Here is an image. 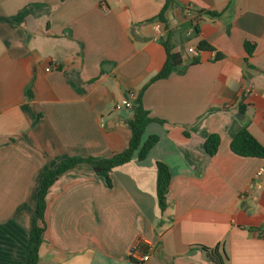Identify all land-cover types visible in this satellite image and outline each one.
<instances>
[{"label": "crops", "instance_id": "0c3cea01", "mask_svg": "<svg viewBox=\"0 0 264 264\" xmlns=\"http://www.w3.org/2000/svg\"><path fill=\"white\" fill-rule=\"evenodd\" d=\"M175 2L162 23L164 0H0V264L24 260L46 170L127 147L132 108L115 105L162 69L166 40L183 63L142 95L158 143L110 187L85 164L60 177L37 264H213L202 248L216 246L225 264H264V159L230 150L243 122L264 146V0ZM202 41L213 50L189 64ZM157 162L171 174L162 214Z\"/></svg>", "mask_w": 264, "mask_h": 264}, {"label": "trees", "instance_id": "16d2710c", "mask_svg": "<svg viewBox=\"0 0 264 264\" xmlns=\"http://www.w3.org/2000/svg\"><path fill=\"white\" fill-rule=\"evenodd\" d=\"M176 5L175 0H164V5L159 14L150 21L166 23V14ZM210 18L218 17L220 14L215 12H203ZM192 33L198 34V27L192 26ZM166 50V61L162 69L144 85L140 92L135 94L132 102V118L129 120L128 126L131 131V137L127 147L118 154L110 158L85 157V158H65L55 168H50L44 172L41 177L39 189L36 195L34 215L32 218V226L29 232L28 241L25 249L24 260L20 264H37L39 247L42 242V234L44 232V211L46 207L45 198L49 188L64 174L74 169L77 165L85 164L89 166L94 174L102 178L108 187L111 186L110 173L130 162L134 157L138 160H144L151 150L158 143L159 138L156 135H147L146 127L149 123L155 121L150 118L149 112L142 104V95L146 87L158 80L167 78L172 71L182 65V59L179 54L171 52V46L164 42ZM247 53L251 54L248 44L245 45ZM200 51H212L213 48L206 42H200L197 45ZM221 55L217 54L216 59ZM198 63V58H192L189 64ZM241 114L244 113L245 105L242 100L238 104ZM220 138L217 134H210L203 143V149L207 156L212 157L216 154ZM230 150L237 156L245 158L264 159V146H262L248 131L247 122L242 123V127L230 142ZM171 174L169 168L162 162L156 163V200L160 213L162 214L167 207V194L170 185ZM208 259L213 264H225L228 257L223 249L219 246L214 248H202Z\"/></svg>", "mask_w": 264, "mask_h": 264}, {"label": "built area", "instance_id": "2783aa9c", "mask_svg": "<svg viewBox=\"0 0 264 264\" xmlns=\"http://www.w3.org/2000/svg\"><path fill=\"white\" fill-rule=\"evenodd\" d=\"M187 52H188V54L191 56V58H197L198 55H199V50H197V49L194 48V47H189V48L187 49ZM55 69H56V63L53 62L52 65H50L49 67L46 68V71H47V72H50V71L55 70ZM134 98H135V94H134V93H129V94L126 96V98H125L121 103H117V104L115 105V109H116V110H119V109H121V108L131 109V108H132V102H133V99H134ZM257 175H258V176L262 175V172H258ZM135 253H137V246L134 247L133 250H132V255L135 254ZM148 259H149V256H146V255H145V256H142V257L140 258V260H141L142 262H146V261H148Z\"/></svg>", "mask_w": 264, "mask_h": 264}, {"label": "water", "instance_id": "95a60500", "mask_svg": "<svg viewBox=\"0 0 264 264\" xmlns=\"http://www.w3.org/2000/svg\"><path fill=\"white\" fill-rule=\"evenodd\" d=\"M193 13H195V14H196L197 12H193Z\"/></svg>", "mask_w": 264, "mask_h": 264}]
</instances>
